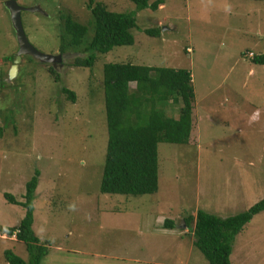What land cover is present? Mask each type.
I'll return each instance as SVG.
<instances>
[{"label":"rangeland","instance_id":"374dc122","mask_svg":"<svg viewBox=\"0 0 264 264\" xmlns=\"http://www.w3.org/2000/svg\"><path fill=\"white\" fill-rule=\"evenodd\" d=\"M6 1L0 0V227H17L25 213L3 195L24 202L25 185L38 171L32 230L48 244L41 264H208L183 219L197 210L226 218L264 198V66L249 57L264 53V0H163L154 12L137 11L130 0H93L135 15L133 45L98 55L92 69L73 66L85 56L80 50L54 64L23 55L11 80L18 43ZM16 2L42 10L22 12L21 21L29 43L47 55L60 54L61 13L92 20L89 0ZM128 62L188 70L195 92L189 143L158 144V191L137 197L99 190L107 145L102 69ZM62 87L75 93L74 103ZM180 106L169 104L166 115L178 118ZM165 219L175 223L172 230L163 228ZM5 250L28 259L22 243L0 234V264H7ZM230 262L264 264V212L235 238Z\"/></svg>","mask_w":264,"mask_h":264},{"label":"trees","instance_id":"16d2710c","mask_svg":"<svg viewBox=\"0 0 264 264\" xmlns=\"http://www.w3.org/2000/svg\"><path fill=\"white\" fill-rule=\"evenodd\" d=\"M137 11L159 10L163 0H130ZM92 20L81 23L71 14H60L59 52L80 50L84 57H76L73 66L92 69L98 55H105L116 47L131 46L136 28L133 13L111 12L102 3L89 0L87 6ZM150 37H160L159 29H146ZM251 63L264 66V53H253ZM49 73L58 80L53 67ZM134 84V88L130 84ZM102 91L107 128V145L99 190L101 194L144 196L158 191V144L187 145L192 131V112L195 92L188 70L150 67L128 63H105L102 69ZM69 101L75 102V93L61 88ZM169 104L181 105L178 118L166 115ZM2 128H0L1 134ZM39 172L25 185L24 202L11 194H4L11 205L24 209L17 227H0V234L14 236L24 245L28 259L24 260L11 250H5L7 264H41L48 255V244L40 243L34 235V195ZM264 212V198L246 211L221 218L197 210L195 216L183 219L189 229L192 245L208 264H231L235 238L258 214ZM175 223L165 219L164 229H173Z\"/></svg>","mask_w":264,"mask_h":264},{"label":"water","instance_id":"95a60500","mask_svg":"<svg viewBox=\"0 0 264 264\" xmlns=\"http://www.w3.org/2000/svg\"><path fill=\"white\" fill-rule=\"evenodd\" d=\"M4 6L10 14L11 23L15 31L16 40L18 43V51L15 55L13 65L11 66L8 73V79L11 80L14 79L18 73V64L21 61V56L29 55L41 63H51L57 57L52 55H47L36 50L29 43L27 36L25 35L21 21V13L25 11V12L43 14L42 10L39 7L36 6L32 8H23L17 4L16 0H7L4 3Z\"/></svg>","mask_w":264,"mask_h":264},{"label":"flooded vegetation","instance_id":"af4514ba","mask_svg":"<svg viewBox=\"0 0 264 264\" xmlns=\"http://www.w3.org/2000/svg\"><path fill=\"white\" fill-rule=\"evenodd\" d=\"M66 54V53H65ZM57 58L54 59V61H52L51 63L49 64H54L55 62H60L62 61V57L64 56V54L60 53L58 55H55Z\"/></svg>","mask_w":264,"mask_h":264},{"label":"crops","instance_id":"0c3cea01","mask_svg":"<svg viewBox=\"0 0 264 264\" xmlns=\"http://www.w3.org/2000/svg\"><path fill=\"white\" fill-rule=\"evenodd\" d=\"M187 50H190V49H187ZM157 222V220H155V223ZM169 230H172V229H169Z\"/></svg>","mask_w":264,"mask_h":264},{"label":"built area","instance_id":"2783aa9c","mask_svg":"<svg viewBox=\"0 0 264 264\" xmlns=\"http://www.w3.org/2000/svg\"><path fill=\"white\" fill-rule=\"evenodd\" d=\"M250 56H252V54H250Z\"/></svg>","mask_w":264,"mask_h":264}]
</instances>
